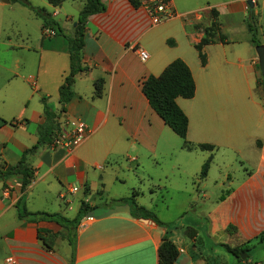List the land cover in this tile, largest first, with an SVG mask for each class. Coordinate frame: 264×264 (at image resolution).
Segmentation results:
<instances>
[{
	"label": "crops",
	"instance_id": "obj_1",
	"mask_svg": "<svg viewBox=\"0 0 264 264\" xmlns=\"http://www.w3.org/2000/svg\"><path fill=\"white\" fill-rule=\"evenodd\" d=\"M6 1L1 0L0 5ZM101 1L103 10L86 17L80 48V62L85 68L74 73L73 93L62 109L57 87L68 68L65 36L73 31L72 13H66L62 3L53 6L44 0L40 6L46 10L49 5L58 7L47 10L51 15L64 16L61 24L55 19L60 31L45 35L39 24L40 36L33 47L8 38L5 43L11 50L19 47L26 53L22 61L18 56L11 59L15 68L10 78L14 79L10 84L13 90L0 89V166L15 164L21 150L34 144L44 104L53 112V128L65 117L81 118L88 128L87 135L71 148H50L44 142L27 155L31 177L23 189L19 187L20 172L0 178V217L8 209H15L17 222L7 247L17 263L156 264V247L163 236L186 255L183 235L193 245L203 234L197 218L215 244L234 246L264 229V105L256 84L255 57L225 41H213L201 45L205 56L201 64L194 46L201 36V26L209 21L210 7L216 10L220 30L219 15L235 11L238 3L244 9L245 0L207 3L204 10L209 15L203 25H198L200 14L186 19V12L174 11L172 1L173 15L158 23L150 22L145 0H137L136 4L129 0ZM81 4L82 0L78 1L72 10L77 12ZM183 40L185 46L179 47ZM135 47L145 49L147 57L141 60ZM174 57L186 63L194 81L192 96L174 97L187 117L185 138L189 147L182 145V139L149 106L140 88L145 75L158 74ZM0 68L8 69L1 62ZM97 78L101 80L98 95L93 93ZM244 98L246 102L241 103ZM198 142L213 147L202 149L196 146ZM244 144L253 152V163L233 182L224 161L217 163L216 151L223 148L241 154ZM208 155L206 172L200 176V165ZM211 165L218 166L217 171ZM153 187L166 192L181 190L179 204L200 205L196 220L184 223L182 235L173 231L175 226L157 227L152 219L147 222L129 212L89 219L84 214L69 230L74 234L72 256L69 245L61 252L53 247L57 237H65L66 229L64 236H59L60 224L24 220L17 216L14 206L21 198L27 210L55 211L66 217L65 210L74 208L76 213L81 200L98 212L127 202L117 198L134 190L136 204L151 210L158 220L170 222L167 214L156 207V199L163 203L164 197ZM187 227L192 234L186 233ZM37 228L46 229L41 234L49 241L48 248L37 237ZM187 260L188 256L182 264ZM244 260L248 261L242 258L222 264ZM195 264L210 263L198 258Z\"/></svg>",
	"mask_w": 264,
	"mask_h": 264
},
{
	"label": "trees",
	"instance_id": "obj_2",
	"mask_svg": "<svg viewBox=\"0 0 264 264\" xmlns=\"http://www.w3.org/2000/svg\"><path fill=\"white\" fill-rule=\"evenodd\" d=\"M19 3L28 7L34 15L40 18V29L44 27H50L54 33L60 31V27L57 21L52 18L49 11L43 6L31 4L28 0H16ZM49 4L55 6L59 5L63 0H46ZM132 4H136L137 0H129ZM104 4L101 0H82V4L76 14L74 20L73 31L70 36H65V44L68 56V68L64 73L61 82L57 87V98L60 103V109L63 104L71 97L73 75L77 70L84 69L80 62V48L83 44V29L87 15L103 10ZM210 18L207 24L201 26V36L198 41L194 43L197 50L199 62L201 64L205 61L204 53L200 47L203 43L213 41H225V35L219 30L218 22L216 20V10L213 7L209 8ZM251 9L249 10V18L251 17ZM246 28L249 33L250 41H256L255 38V26L246 21ZM257 82V80H256ZM260 90L264 97V72H260ZM101 80L97 78L93 81V93L98 95L100 92ZM140 88L149 106L159 115L162 121L169 126V128L182 139V145L189 147V142L185 138V131L187 126V117L181 108L175 103L174 97L179 95L182 97H190L194 92V81L190 73V70L186 63L180 57H174L168 61L160 72L156 75L147 74L140 80ZM43 99V98H42ZM53 112L47 105H43V120L37 124L36 133L37 138L34 144L25 147L21 150V154L17 162L13 165L0 166V178L8 177L14 172L21 173L20 189H23L28 183L31 177L30 167L25 162L27 155L33 153L38 145L48 142V134L53 128ZM196 146L202 149H211L213 146L211 143L198 142ZM210 156L208 155L201 163L198 174L204 175L207 169ZM134 190L127 196L117 198V200L127 201L129 204V213L134 216L148 217L155 223L164 224L166 227L170 226V222H162L158 220L154 213L143 205L136 204L133 200ZM17 216L28 221L37 220H52L60 224L66 229L65 237L70 245L71 256L74 251V234L69 232L74 228L79 219L88 211L93 209L85 201L81 200L75 215L71 218H67L59 212H48L44 210L30 211L25 209L22 199L18 198L14 202ZM70 225V226H69ZM37 237L41 240V243L48 248L50 246L49 241L41 234L46 231L44 228H37ZM187 234H192L191 228L185 229ZM70 233V235H69ZM260 238L262 234H256ZM221 245L230 252L235 261L241 260L239 253L247 250V245L244 242L234 246H228L225 243ZM179 254V251L175 244L167 237L163 236L156 247V264H173L175 257ZM246 258V254L245 257Z\"/></svg>",
	"mask_w": 264,
	"mask_h": 264
},
{
	"label": "rangeland",
	"instance_id": "obj_3",
	"mask_svg": "<svg viewBox=\"0 0 264 264\" xmlns=\"http://www.w3.org/2000/svg\"><path fill=\"white\" fill-rule=\"evenodd\" d=\"M1 1V0H0ZM31 4L34 5H42L44 0H28ZM81 0H64L62 1V5L65 8L66 13H72L71 20L74 22L76 18L77 12L72 10L73 6L77 4V2ZM174 3V7L176 12H186V19H193L195 14H200L202 16L201 20L198 22V25H203L207 19L205 18V5L207 3H214L219 0H171ZM235 11L229 14L219 15L220 21V30L225 35V44L228 46H237L244 50V54L248 52L252 53L255 57V74H256V84L258 88H260V84L258 80H260V70L257 64L255 45L258 43L263 44L264 47V0H252L251 6V17L249 18V9L245 1H243L244 9L238 4H235ZM47 10L51 11L52 9H58V7L48 6ZM68 11V12H67ZM52 18L56 19L60 24L64 21V16L61 14L51 15ZM177 20V19H176ZM250 21L255 26V38L258 43L255 41H250L249 33L246 28V21ZM71 22V23H72ZM68 27L70 26V21L67 20ZM40 20L39 17L34 15V13L28 9L25 5H22L16 0H8L6 2L1 3L0 5V62L8 69L0 68V89L11 91L13 90L10 87V84L14 81V79H10L12 77V73L15 71V68L12 66L11 59L14 56H18L19 60L22 61L23 55L26 51L22 48L16 47L12 50L6 46L7 38L9 41H17L26 43L30 45V48L33 47L37 42V39L40 36L39 31ZM185 41L179 44V47L185 46ZM20 71V70H19ZM23 75H26L25 72H20ZM261 95V100L264 105V97ZM246 102V99H241V103ZM252 150H248L246 145L243 146V152L241 154H237L231 151H227L223 148H219L216 151L215 158L217 159V163L220 161H224L225 168L232 178L233 182L245 173L247 169H250L251 164V155ZM211 168H214L217 171L218 166L211 165ZM226 182L224 179L223 183ZM225 188V186H222ZM154 192L156 194L163 195V203L162 199L157 198L156 203L159 208V211H163L167 214V217L170 221V226H175L173 231L175 233L179 232L181 235L182 227L185 225L184 223L188 220L195 219L194 215L198 212L200 205L194 203L192 205L188 204H179V198L181 196V190L169 189L166 192L164 189H157L153 187ZM208 191L210 188H208ZM143 192H146V189H143ZM172 196L171 199H167L168 196ZM146 198V197H144ZM33 199H38L37 197H33ZM35 200H33L34 202ZM166 203V206H165ZM164 204V205H163ZM75 209L65 210L66 217H71L74 215ZM15 209L14 207L8 209L2 217H0V260L6 254H12L8 250L7 240L10 239V232L13 231V227L17 221L14 218ZM197 225H201L198 229L199 231H203V234L198 235V239L191 245L190 239L185 236L183 239V247L185 249L186 255L188 256V260L186 264H195L196 259H205L210 264H222L226 262L233 263L235 261L233 255L228 252L221 244H215L214 238L207 237L205 229L202 228L203 222L197 218ZM70 226V225H69ZM65 228L61 226L57 232V235L64 236ZM71 233V231H69ZM69 233V235H70ZM262 234L261 238L256 234ZM56 234V232H55ZM255 235L247 238L245 241L247 245V250L245 251L246 258L253 263L264 264V229H260ZM242 241V242H244ZM69 243L67 242L66 237L60 238L57 237L54 242V248L57 252H61L63 248L68 247ZM70 246V245H69ZM71 249V248H70ZM245 261V260H244ZM247 261V260H246ZM185 262V261H184ZM183 262V263H184Z\"/></svg>",
	"mask_w": 264,
	"mask_h": 264
},
{
	"label": "built area",
	"instance_id": "obj_4",
	"mask_svg": "<svg viewBox=\"0 0 264 264\" xmlns=\"http://www.w3.org/2000/svg\"><path fill=\"white\" fill-rule=\"evenodd\" d=\"M171 0H145L144 6L146 8L150 22L158 23L165 20L173 15V11L170 8ZM42 33L45 35H52L54 33L53 29L50 27H44ZM138 57L143 60L147 57L148 53L142 47H135ZM30 82L33 84V79L31 76L28 77ZM88 133V128L85 122L78 117H65L59 123H56L55 127L50 131L49 140L47 146L71 148L78 144ZM89 219L91 216H85ZM179 251L182 248H178ZM0 264H18L15 256L12 254H6ZM240 264H259L253 263L251 261H241Z\"/></svg>",
	"mask_w": 264,
	"mask_h": 264
},
{
	"label": "water",
	"instance_id": "obj_5",
	"mask_svg": "<svg viewBox=\"0 0 264 264\" xmlns=\"http://www.w3.org/2000/svg\"><path fill=\"white\" fill-rule=\"evenodd\" d=\"M248 9H251L252 6V0H245ZM255 52H256V58H257V64H258V68L260 70V72H264V47L263 44L258 43L255 45ZM130 208H129V204L127 202H122L119 204H113L101 211H94L93 209L88 210L85 213V216H91V217H101L104 215H107L109 213L112 212H129ZM140 219L145 220L147 222H152L151 219L149 218H145V217H140ZM157 227H164L162 224H156ZM240 258H244L245 257V251L240 252L239 253ZM187 259V256L180 252L174 259V262L176 264H182L185 260Z\"/></svg>",
	"mask_w": 264,
	"mask_h": 264
}]
</instances>
